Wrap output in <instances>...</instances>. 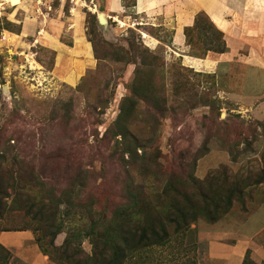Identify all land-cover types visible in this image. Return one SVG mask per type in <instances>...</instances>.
<instances>
[{"label": "rangeland", "instance_id": "1", "mask_svg": "<svg viewBox=\"0 0 264 264\" xmlns=\"http://www.w3.org/2000/svg\"><path fill=\"white\" fill-rule=\"evenodd\" d=\"M235 2L0 0V231L31 230L53 260L68 239L81 261L92 220L138 230L137 215H112L127 191L138 202L141 184L171 180L201 204L191 179L210 174L222 196L238 187L227 212L120 264H201L200 229L242 228L264 206V66L226 54ZM218 6L225 25L205 12ZM242 264L264 262L247 250Z\"/></svg>", "mask_w": 264, "mask_h": 264}, {"label": "trees", "instance_id": "2", "mask_svg": "<svg viewBox=\"0 0 264 264\" xmlns=\"http://www.w3.org/2000/svg\"><path fill=\"white\" fill-rule=\"evenodd\" d=\"M216 176V174H210L204 180L191 179V187L194 184H199L206 190H202L200 194L203 199L201 204L193 203L183 192H186L185 187H189L188 184L181 182L179 187L171 180L164 184L159 193L152 195H147L144 191L145 187L141 184L142 192L139 193L138 202L135 200L136 194L127 191L126 197H124L125 202L117 203L113 208L112 215L122 218L137 215L140 218V226L137 231L131 227L123 230L122 226L119 229V234L115 232L111 223H104V221L96 223L92 220L90 233H92V244L95 250L93 255L80 261L76 256L81 254L82 250L77 249L72 254L68 253L67 249L73 242L66 239L63 245L57 248L60 250V255L54 261L59 264H120V261L128 257V252H137L142 247L161 246L168 243L171 237L184 231L191 233L190 224L198 218H204L209 222L217 221L227 212L232 195L239 190L234 183L235 185L232 184L228 187V194L220 195L216 189L221 188L216 181ZM211 192L215 195L214 197ZM207 193L210 194L209 197ZM224 200H227V203L222 204ZM96 213L100 214V212L91 214ZM99 227L100 230L94 231ZM136 232H139L137 236ZM39 247L42 250L41 245ZM108 250L113 251V257L109 263L105 262V254ZM0 257L5 259V264H10L9 260L12 259V254L0 245Z\"/></svg>", "mask_w": 264, "mask_h": 264}, {"label": "crops", "instance_id": "3", "mask_svg": "<svg viewBox=\"0 0 264 264\" xmlns=\"http://www.w3.org/2000/svg\"><path fill=\"white\" fill-rule=\"evenodd\" d=\"M218 7L215 12L205 11L204 7L202 9L213 15L216 25H225L221 24L222 20L225 22L224 6ZM230 15L229 24L237 41L236 46L226 54L238 55L242 61L249 60V65L256 63L264 66V0H236ZM186 18L189 20V16ZM239 47L246 48L242 56ZM228 222V219H224L198 232L199 239L206 242V253L201 264H242L247 250L254 261L264 262V234L259 233L264 227V206L242 228L232 225L224 227L230 224ZM0 245L12 254L11 263L59 264L42 252L29 229L1 230Z\"/></svg>", "mask_w": 264, "mask_h": 264}, {"label": "bare ground", "instance_id": "4", "mask_svg": "<svg viewBox=\"0 0 264 264\" xmlns=\"http://www.w3.org/2000/svg\"><path fill=\"white\" fill-rule=\"evenodd\" d=\"M98 16H99L100 21L103 22V21H104V20H103L104 14H99ZM222 23H225V22L222 20Z\"/></svg>", "mask_w": 264, "mask_h": 264}]
</instances>
